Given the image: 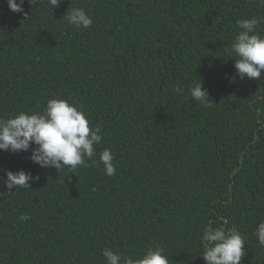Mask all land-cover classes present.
Instances as JSON below:
<instances>
[{"label":"trees","instance_id":"1","mask_svg":"<svg viewBox=\"0 0 264 264\" xmlns=\"http://www.w3.org/2000/svg\"><path fill=\"white\" fill-rule=\"evenodd\" d=\"M73 7L92 17L89 28L67 23ZM23 8L29 19L0 0V118L67 100L101 127L94 159L111 149L116 174L90 159L71 173L33 163L31 150L0 151V169L36 178L14 194L0 180V264H105V247L136 259L156 246L171 264H206L209 222L244 236L240 264H264L254 235L264 221V77L240 80L229 55L237 21L264 17V7L60 0L53 9L24 0ZM199 79L211 104L188 94Z\"/></svg>","mask_w":264,"mask_h":264},{"label":"clouds","instance_id":"2","mask_svg":"<svg viewBox=\"0 0 264 264\" xmlns=\"http://www.w3.org/2000/svg\"><path fill=\"white\" fill-rule=\"evenodd\" d=\"M31 4L42 0H30ZM53 9L59 6L60 0H47ZM259 7H264V0H256ZM9 10L27 17L24 12V0H7ZM67 23L77 28H89L93 19L83 8L73 7L66 13ZM264 23V17H252L237 21L238 33L231 41L229 55L235 61V76L240 80L258 79L264 77V36L258 34V28ZM235 79V78H233ZM175 91L181 93L183 88L175 86ZM188 94L193 101L200 104H211L208 91L203 88L199 79L188 87ZM101 127H90L84 111L75 104L64 99L51 98L47 101L42 113L28 114L23 111L15 116L0 118V151L12 153L28 152L33 163L42 168H66L75 173L80 166H87L86 159L93 165L103 164L104 172L112 177L116 174L111 149L105 148L95 160L96 146L102 142ZM0 176L9 193L13 190L30 188L34 178L23 170L17 172L5 171ZM6 177V178H5ZM28 216L20 217L21 221ZM254 235L260 247L264 248V221L257 224ZM201 251L199 255L206 264H240L245 255V238L235 227H212L211 222L204 227L200 236ZM105 264H171L170 257L164 254V249L156 246L148 248L136 259L105 247L102 251Z\"/></svg>","mask_w":264,"mask_h":264}]
</instances>
